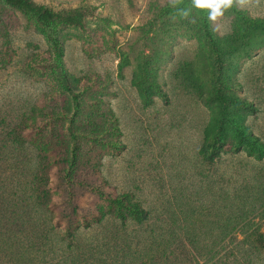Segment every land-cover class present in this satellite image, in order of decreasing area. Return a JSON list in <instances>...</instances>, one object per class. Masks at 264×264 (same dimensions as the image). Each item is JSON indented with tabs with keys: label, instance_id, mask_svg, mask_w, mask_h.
I'll use <instances>...</instances> for the list:
<instances>
[{
	"label": "rangeland",
	"instance_id": "374dc122",
	"mask_svg": "<svg viewBox=\"0 0 264 264\" xmlns=\"http://www.w3.org/2000/svg\"><path fill=\"white\" fill-rule=\"evenodd\" d=\"M33 1L91 16L81 29L0 0V184L23 163L74 152L72 124L74 179L91 189L73 196L53 170L65 220L76 205V220L93 222L123 198L151 213L129 226L132 244L176 223L179 237L205 239L203 253L213 254L204 264H264V251L239 247L264 234V158L244 152L211 164L204 151L211 125L213 137L237 141L244 131L264 142V0H231L216 21L192 0ZM65 103L73 120L62 116Z\"/></svg>",
	"mask_w": 264,
	"mask_h": 264
},
{
	"label": "trees",
	"instance_id": "16d2710c",
	"mask_svg": "<svg viewBox=\"0 0 264 264\" xmlns=\"http://www.w3.org/2000/svg\"><path fill=\"white\" fill-rule=\"evenodd\" d=\"M4 1L33 15L39 21L62 20L69 26L81 29L86 28L85 18L91 16L87 10L62 16L33 0ZM66 84L68 86L67 82ZM68 89L73 93L70 86ZM73 115L75 113L65 103L62 116L73 120ZM214 124L221 132L226 128V123L213 121V126ZM211 129L212 125L206 131L204 146L209 163L214 164L221 155L235 156L244 152L264 158V142L253 137L252 133L239 132V139L233 141L223 135L213 137ZM69 134L72 139L70 151L74 147V152L60 154L53 161V157L34 160L30 168L24 167L27 163H23L24 165L18 166L20 170L9 174L13 175L10 177L12 182L15 180L14 184L10 187L6 185L10 181L9 176L7 181L1 182L0 264H204L202 259L213 254L212 250L207 255L203 253L202 244L205 239L201 236L187 233V237H179L176 223L171 228L161 226L163 234L155 230L132 244L133 239L128 236L129 226L133 224L143 227L151 220V213L140 206L124 203L123 198L116 202L122 208L112 209L110 212L101 208L93 222H78L76 219L80 215L79 207L71 206L68 200L72 208L65 220L66 208L57 196L60 193L54 190L53 170H57L65 192H71L74 196L83 194L81 188L91 189L86 183L79 182L78 177L74 179L76 170L72 165L78 162L76 150L78 151L80 139L72 124ZM57 137L60 146L67 147L66 137L61 134H57ZM90 233H95L92 239L88 237ZM228 239L229 235L225 233L218 237V244L225 243ZM190 247L192 251L188 250ZM239 247L240 251L246 253L264 251V234H247L239 242Z\"/></svg>",
	"mask_w": 264,
	"mask_h": 264
},
{
	"label": "clouds",
	"instance_id": "9594fccd",
	"mask_svg": "<svg viewBox=\"0 0 264 264\" xmlns=\"http://www.w3.org/2000/svg\"><path fill=\"white\" fill-rule=\"evenodd\" d=\"M231 0H192V7L197 10H206L210 21H216L223 16L224 11L230 6ZM187 16V11H182Z\"/></svg>",
	"mask_w": 264,
	"mask_h": 264
}]
</instances>
